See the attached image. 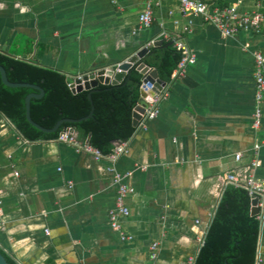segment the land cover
<instances>
[{"label":"crops","instance_id":"1","mask_svg":"<svg viewBox=\"0 0 264 264\" xmlns=\"http://www.w3.org/2000/svg\"><path fill=\"white\" fill-rule=\"evenodd\" d=\"M205 1L264 15V0ZM148 2L0 0V51L67 78L115 68L158 40L181 39L196 56L183 78L166 83L159 114L138 123L115 163L118 172L132 171L130 213L120 219L126 239L110 224L117 187L109 161L57 137L29 140L0 112V249L16 263L192 264L227 175H243L258 160L252 172L264 179V114L259 128L252 124L253 51H264V16L259 32L224 37L183 14L180 0H150L145 27L139 15ZM256 216V264H264V209Z\"/></svg>","mask_w":264,"mask_h":264},{"label":"trees","instance_id":"2","mask_svg":"<svg viewBox=\"0 0 264 264\" xmlns=\"http://www.w3.org/2000/svg\"><path fill=\"white\" fill-rule=\"evenodd\" d=\"M167 42L150 47L139 61L155 68L166 83L171 81L182 57L174 44L167 45ZM139 63L133 65L122 83H101L74 93L64 74L0 51V65L11 82L30 83L44 90L41 98H32L30 103V115L36 123L51 128L64 118L84 119L63 122L57 131L50 133L34 127L26 117V97L37 90L6 86L1 73L0 112L29 140L54 139L62 129L72 126L80 139L89 138L94 147L108 154L136 132L133 111L140 100L143 79L137 69ZM91 110L93 114L85 118ZM259 228V219L251 214L248 192L233 184L227 185L193 264H256ZM0 252L9 264H18L5 251L0 249Z\"/></svg>","mask_w":264,"mask_h":264},{"label":"built area","instance_id":"3","mask_svg":"<svg viewBox=\"0 0 264 264\" xmlns=\"http://www.w3.org/2000/svg\"><path fill=\"white\" fill-rule=\"evenodd\" d=\"M148 1L147 7L139 15V22L145 27L150 26L153 21L152 5L150 0ZM180 10L183 14L191 13L195 16L202 17L205 22L215 26L224 37L236 35L242 30L259 32L262 28L261 22L264 16L260 11L241 13L235 4L228 6H210L205 0H180ZM175 23L177 24V21ZM183 29L184 31H188L189 26L187 25ZM162 36H164L165 39H168L165 33H162ZM173 44L175 48L181 52L182 57L176 69L172 73V79H181L185 76L187 67L195 63L196 56L181 39L174 40ZM253 58L255 108L252 124L253 127L257 129L261 126L264 114V51L259 49L253 51ZM120 64L114 68L115 71H121L119 69ZM76 78L82 79L83 75H79ZM145 78L146 76L143 75L140 90L141 93L145 95V98H148V105L145 112L141 116V120L139 121V124L142 126L146 123V121L157 117L162 102L169 96V90L166 86L156 92L155 85L150 84L149 82H144ZM56 139L64 143L74 145L77 150L87 152L97 160L106 159L109 161L110 165L108 170L114 174L113 183L117 187L115 206L109 211L110 224L114 230L119 232L122 239L129 238V236L126 235L122 229L120 219L121 217L128 216L130 213L129 207L126 204V199L134 191L132 185L129 183L132 171L121 173L115 168L117 159L127 152V142L122 141L119 145L115 146L110 153L104 154L98 148L94 147L88 138L80 140L78 138L77 130L72 126H67L62 129ZM256 148H259V145H256ZM241 157V153L236 154L237 160ZM258 163V160H253L246 173L243 175L233 172L229 173L226 177V181L237 187L245 189L251 200L257 198V207L261 211L264 209V179L256 177L252 172L257 167ZM156 248L157 244L155 243L151 247L152 255L154 254ZM193 262L194 259L191 258L190 263L193 264Z\"/></svg>","mask_w":264,"mask_h":264},{"label":"water","instance_id":"4","mask_svg":"<svg viewBox=\"0 0 264 264\" xmlns=\"http://www.w3.org/2000/svg\"><path fill=\"white\" fill-rule=\"evenodd\" d=\"M163 41L158 40L154 42V46L162 45ZM172 43H169L170 45ZM149 52V48L144 47L131 57L127 59V61L121 63L119 65V69L121 71H115L114 68H103L99 69L96 73H91V74H85L83 75L82 79H77L75 77H68L67 78V83L70 85L71 90L76 93L80 92L82 90H90L94 87H96L98 84H111V85H117L119 83H122L124 79L127 76V72L133 67V65L139 63V61ZM137 69L146 76L144 79V82H149L150 84L155 85V91L158 92L160 91L163 87L166 86V82L163 81L159 77V73L155 68H151L145 63H139ZM0 73H1V78L3 83L6 86L9 87H31L38 92H33L27 95L26 97V117L28 121L35 126L36 128L45 131V132H55L59 129L61 124L63 122H78L83 120L84 118L81 119H73V118H64L59 120L52 128H44L40 126L38 123H36L31 115H30V103L32 98H41L44 94V90L34 84L30 83H22V82H11L6 75L5 69L0 65ZM142 94V93H141ZM143 97H145L144 94H142ZM139 105L135 107V110L133 111V124L135 126L138 125L139 121L141 120L142 114L145 112V109L148 105V103L144 100V98H141L139 101ZM93 114V110H91L90 114L85 117L88 118ZM258 204V199L254 198L251 200V214L253 216H256L260 213V209L257 207ZM0 264H9L4 255L0 252Z\"/></svg>","mask_w":264,"mask_h":264}]
</instances>
